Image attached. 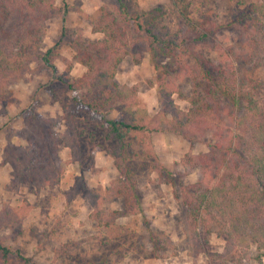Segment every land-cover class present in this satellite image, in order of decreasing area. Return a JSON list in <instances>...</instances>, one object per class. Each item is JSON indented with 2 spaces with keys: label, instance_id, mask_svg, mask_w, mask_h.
I'll use <instances>...</instances> for the list:
<instances>
[{
  "label": "rangeland",
  "instance_id": "1",
  "mask_svg": "<svg viewBox=\"0 0 264 264\" xmlns=\"http://www.w3.org/2000/svg\"><path fill=\"white\" fill-rule=\"evenodd\" d=\"M122 1L130 12L165 7L170 17L160 23L171 31L176 28L179 9L202 22L225 24L216 34L220 51L211 44L196 49L216 64L222 61V75L231 87L246 81V76L247 81L250 76L260 81L257 87L246 89L254 103L264 109V0ZM54 3L60 11L44 21L39 51L54 45L63 25L70 29L53 59L56 73L40 61L30 62L26 71L7 86L0 102V243L10 249L9 264H264V245L253 242L250 235L244 240L233 236L234 251L227 254L223 222L209 218L208 213L201 215L202 221L200 217L194 219L189 201L196 195L194 189L201 175L197 169H186L182 159L187 154L207 152L208 142L191 141L168 129L171 125L167 122L174 116L172 111L163 112L157 79L166 65L174 68L176 61L159 54L156 63L162 67L158 69L144 35L135 30L134 24L128 28L122 24L120 29L129 43H137L135 50L140 59L123 57L114 79L120 85L135 87L138 107L150 117L159 113L164 124L150 133L138 130L125 135L138 196L137 206L127 203L130 192L123 189L124 178L111 155L119 144L115 139H106V124L89 114L79 93L76 96L80 102L74 109V93L56 79L64 73L75 79L85 72V65L73 61L75 48L66 39H103V32L93 30V20L104 11L118 22L116 0ZM237 8L253 16L245 34L226 25L235 18ZM239 33L245 39L241 40ZM234 44L236 49L246 50L244 56L237 53L233 58L227 54ZM69 63L71 68L66 70ZM214 72L221 73L217 68ZM229 77H235V82ZM176 82L180 90L170 96L173 110L186 113L192 108L193 84L180 79ZM226 99L222 102L225 107L231 96ZM238 104L241 106L236 118L225 117V126L236 136L231 141L236 148L235 160L241 163L256 151L255 130L250 123L257 120L244 109V101ZM107 117L128 120L117 109L108 112ZM52 132L64 140L55 147L47 144ZM35 141L45 143L43 160H38ZM242 167L244 170L245 165ZM257 217H264L262 210Z\"/></svg>",
  "mask_w": 264,
  "mask_h": 264
},
{
  "label": "trees",
  "instance_id": "2",
  "mask_svg": "<svg viewBox=\"0 0 264 264\" xmlns=\"http://www.w3.org/2000/svg\"><path fill=\"white\" fill-rule=\"evenodd\" d=\"M116 3L120 16L118 22L110 19L104 11L99 18L93 20V30L103 32V39L89 41L81 36L76 39L69 36L66 39L75 48L73 61L85 65V72L75 79H70L65 73L57 75L56 79L66 83L68 89L74 93V109L80 102L76 96L79 93L85 99L81 104L90 111L89 114L106 124V139H115L119 144L111 151V155L115 159L117 170L124 178L123 189L130 192L126 197L127 203L137 206L138 196L132 179L130 152L124 141L125 135L138 130L150 133L159 130V124H164L159 113L150 117L147 111L138 107L135 87L120 85L114 79L123 57L131 56L135 61L140 59L135 50L137 43H129V40L123 38L125 35L120 29L122 24L126 28L134 24L135 30L144 35L146 48L158 69L162 67L156 63V56L159 54L176 61L174 68L166 65L164 68L167 69L162 70L157 79V94L163 104V112L172 111L174 116L168 120L167 123L171 126L167 128L180 132L191 141L208 142L207 152L187 154L182 159L186 169H197L201 175L194 189L196 195L192 202L189 201L194 219L199 220L200 217L202 221L201 215L208 213L209 218L223 222L221 228H224L227 254L234 251L231 243L233 236L244 240L245 236L250 235L253 242L259 246L264 245V217H257L260 210L264 213V208L261 207L264 206V109L261 110L254 103L250 90L246 89V86L257 87L261 82L251 76L247 81L246 76V81L242 79L243 82L237 87H231L227 83L228 79L222 75V72L225 73L221 67L222 61L216 64L213 58L196 49L198 45L204 49L211 44L220 51L221 44L216 34L225 24H218L217 21L202 22L179 9L175 18L176 28L171 31L160 23L163 18L170 17L165 7H156L148 12H130L122 0H116ZM59 11L54 0H0V102L5 98L7 86L26 71L30 62L40 61L53 74L56 73L53 59L58 55L60 42L71 32L70 29L63 25L60 37L54 45L42 53L39 49L44 34V21L58 15ZM233 16L235 18L226 25L238 28L245 34L244 29L253 21L252 13H244L237 8ZM239 38L245 39L240 33ZM236 48L235 44L230 45L227 54L233 58L237 57V53L244 56L246 50ZM70 68L69 63L66 70ZM214 68L221 73L215 75ZM163 73L165 77H162ZM229 78L233 83L236 80L235 77ZM176 79L193 84L190 95L192 108L186 113L173 110L175 106L170 96L180 90ZM228 96H231V100L227 101L225 107L222 102L224 99L228 100ZM241 101L246 103L244 109L252 114L253 120H257L250 123L255 130L253 138L257 147L255 152L244 157V162L240 163L235 160L236 148L231 141L236 136L225 126V117L235 119L241 106L238 103ZM113 109L124 112L128 120L108 118L107 113ZM40 133L39 130L38 134ZM62 140L63 138L52 132L47 144L55 147ZM34 143L38 160H43L45 143ZM65 143L68 141L65 140ZM29 163L30 160L27 161ZM243 165L246 168L244 170ZM29 166L31 167V163ZM165 173L169 177L172 175L167 170ZM171 180L174 181V178L171 177ZM188 195H191L189 191ZM0 251L1 264H9L10 249L0 243Z\"/></svg>",
  "mask_w": 264,
  "mask_h": 264
}]
</instances>
